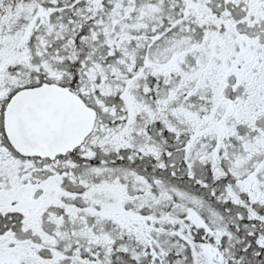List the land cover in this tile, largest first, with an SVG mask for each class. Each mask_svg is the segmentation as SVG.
<instances>
[{"label":"snow or ice","instance_id":"1","mask_svg":"<svg viewBox=\"0 0 264 264\" xmlns=\"http://www.w3.org/2000/svg\"><path fill=\"white\" fill-rule=\"evenodd\" d=\"M0 264H264V0H0Z\"/></svg>","mask_w":264,"mask_h":264}]
</instances>
